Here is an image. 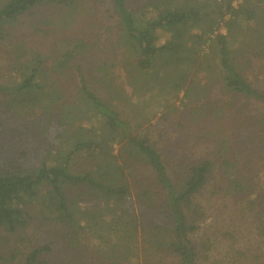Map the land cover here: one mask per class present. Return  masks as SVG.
Wrapping results in <instances>:
<instances>
[{"label":"trees","instance_id":"16d2710c","mask_svg":"<svg viewBox=\"0 0 264 264\" xmlns=\"http://www.w3.org/2000/svg\"><path fill=\"white\" fill-rule=\"evenodd\" d=\"M107 1L115 35L104 39L101 27L75 30L77 0H0V46L27 53L11 66L15 79L0 83V118L28 119L24 147L0 150V264H199L196 195L215 161L188 155L171 179L166 149L143 123L150 105L190 98L201 71L202 92L214 82L264 102L246 75L264 58V0ZM81 109L87 131L75 130ZM218 133L214 156L226 168ZM223 175L217 190L245 187Z\"/></svg>","mask_w":264,"mask_h":264},{"label":"rangeland","instance_id":"374dc122","mask_svg":"<svg viewBox=\"0 0 264 264\" xmlns=\"http://www.w3.org/2000/svg\"><path fill=\"white\" fill-rule=\"evenodd\" d=\"M128 1L133 4V0ZM238 2L233 0L234 6ZM45 8L39 14H44ZM147 14H152L150 9H147ZM74 16L77 19L75 30H79V33L97 35L104 28L101 30L102 38L108 39L115 35V28L110 31L107 28L114 25L112 8L107 0H77ZM221 31L225 29L222 27ZM12 47L8 43L0 46V83L15 79L17 72L11 70V66L21 62L27 55L16 48L12 51ZM250 64L246 75L252 85L264 90V58L257 57ZM117 72L122 77L125 75L122 69H117ZM202 73L190 77V87L194 92L190 98L184 99L180 98L181 93L171 103L175 104L174 110L168 111L171 104L164 108H158L157 103L150 105L151 116L148 122L143 123V128L148 129L150 139L155 141L158 148L166 149L163 151L164 164L171 179L177 178V165L188 155L193 158L209 157L215 161L210 183L196 195V201L203 209V218L198 222L200 226L191 234L195 241H199L198 263L264 264V102L233 96L214 82L209 84L206 92H202ZM5 98V94H0V105ZM201 106L203 108L197 109ZM216 108L217 113H214ZM85 115L83 109L78 111L75 130H88L86 121H83ZM2 120L4 118H0V150L5 149V146L24 147L28 134L24 122L27 123L28 119ZM179 122L184 126L177 125ZM209 130L212 135L204 134L207 139L200 138L199 134L208 133ZM217 131L219 140L231 142L222 146L230 158L226 168L222 165L220 155L214 156ZM242 131L243 138L240 139ZM119 146H114V153ZM236 152L239 153L234 156ZM74 165L81 167L83 163L81 161V164ZM225 170L232 178L238 177L243 181L245 187L242 191L229 193L224 187L217 190L221 180L225 179ZM201 239L206 240L207 249L200 244ZM148 254L152 255V252ZM140 262L145 264L143 259ZM151 263L152 260L146 262ZM154 263L160 264L158 261Z\"/></svg>","mask_w":264,"mask_h":264}]
</instances>
